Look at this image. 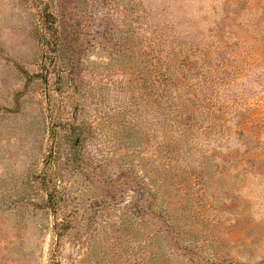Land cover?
I'll list each match as a JSON object with an SVG mask.
<instances>
[{
    "label": "rangeland",
    "instance_id": "1",
    "mask_svg": "<svg viewBox=\"0 0 264 264\" xmlns=\"http://www.w3.org/2000/svg\"><path fill=\"white\" fill-rule=\"evenodd\" d=\"M227 1L0 0V264H264V50L258 67L233 72L237 54L261 52L250 32L264 35V0L235 15ZM142 8L201 31L230 14L223 28L246 32L229 40L237 57L213 94L229 139L193 175L169 165L128 81L138 55L122 52L135 51ZM44 11L64 31L55 53L42 44ZM74 119L86 133L75 162L52 133ZM55 223H68L59 239Z\"/></svg>",
    "mask_w": 264,
    "mask_h": 264
},
{
    "label": "trees",
    "instance_id": "2",
    "mask_svg": "<svg viewBox=\"0 0 264 264\" xmlns=\"http://www.w3.org/2000/svg\"><path fill=\"white\" fill-rule=\"evenodd\" d=\"M221 1L224 2V8L229 5L227 0ZM236 2L238 3H233L236 5L233 15L242 8L247 10L250 5L247 0ZM152 15H148L142 8L140 18L137 17L135 51L126 47L122 52L130 58L134 54L135 58L138 55L137 65L130 67L128 76L131 78L129 77L128 81L143 92L141 100L144 106L153 112L156 133L164 136L157 147L167 154L169 165L177 168V163L181 164L193 175L202 170L201 162L224 147L222 142L226 143L229 139L230 121L225 118L228 108L226 111L215 109L213 94L218 85L217 77L224 75L225 78L227 72L232 73L228 66L237 57L232 53V49L238 44L232 46L229 40L233 38L238 43L246 32L234 35L231 30L223 28L225 21H230V14L223 15L218 23L216 21L211 24L213 27L202 31L197 25L186 23L182 19L169 18L168 23H164L158 22V15L156 18H152ZM41 20L43 31L48 36V43L44 39L42 44L52 46L49 50L55 53L57 42L62 40L64 31L59 30L56 18L50 13L42 12ZM250 33L254 41H261L260 45H257L258 49H255V52L260 50L261 54H249L241 58L240 54H237L239 60H235L238 62L236 70L233 71L235 74H242L259 66L254 61L260 60L263 54L264 35L259 30ZM262 72L264 73V70ZM70 83L73 84L71 80L68 85ZM52 129V133L60 137L59 145H68L71 160L77 161L79 149L86 138L84 129L75 123V119L68 125V132L57 125L55 120ZM39 180L42 191L47 196L49 208L55 211L58 196L55 195L57 185L54 177L45 174L40 176ZM51 187L52 190L49 191ZM160 216L158 213L156 217L161 218ZM64 224H60V229L56 223L53 225L57 239L68 230V223ZM188 262L197 264L191 259Z\"/></svg>",
    "mask_w": 264,
    "mask_h": 264
}]
</instances>
